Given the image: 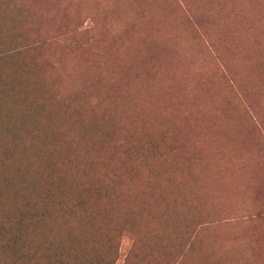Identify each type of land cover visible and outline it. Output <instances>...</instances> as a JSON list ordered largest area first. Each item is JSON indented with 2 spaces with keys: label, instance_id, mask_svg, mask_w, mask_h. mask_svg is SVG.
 Masks as SVG:
<instances>
[{
  "label": "rangeland",
  "instance_id": "1",
  "mask_svg": "<svg viewBox=\"0 0 264 264\" xmlns=\"http://www.w3.org/2000/svg\"><path fill=\"white\" fill-rule=\"evenodd\" d=\"M7 216L17 264H264V0H0Z\"/></svg>",
  "mask_w": 264,
  "mask_h": 264
},
{
  "label": "trees",
  "instance_id": "2",
  "mask_svg": "<svg viewBox=\"0 0 264 264\" xmlns=\"http://www.w3.org/2000/svg\"><path fill=\"white\" fill-rule=\"evenodd\" d=\"M12 177L13 176L11 175L10 178H12ZM11 190L12 191H19V190H21V188L19 187V184H16L15 182L11 181ZM6 220H12V218L7 216L6 219H4V220L0 219V228L3 227V224L7 223ZM1 232L2 231L0 230V249L4 248V249L11 250L12 254L7 256L6 259L0 258V264H17V262H16L17 257L16 256L20 257L22 253L21 254H16V253H18V251L21 252L20 249H22V248L19 249V247L22 244H25V242L23 241V239L21 237H19V234L17 233L16 230L10 232V236L7 238L8 240H6L4 236H1ZM71 243H76V241L74 240ZM52 248H55L54 250H52L53 255L56 257H59L60 256L59 253L61 252V247L55 246ZM58 263L61 264L62 261L59 260Z\"/></svg>",
  "mask_w": 264,
  "mask_h": 264
}]
</instances>
